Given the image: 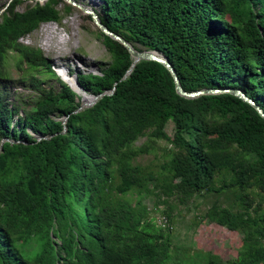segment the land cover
<instances>
[{
	"label": "trees",
	"instance_id": "16d2710c",
	"mask_svg": "<svg viewBox=\"0 0 264 264\" xmlns=\"http://www.w3.org/2000/svg\"><path fill=\"white\" fill-rule=\"evenodd\" d=\"M24 1L0 15V84L10 80L14 51L22 70L57 78L61 89L29 80L40 95L27 107L11 102L7 86L0 90V264H196V254L201 264H264L259 112L227 93L184 98L156 61H141L125 79L130 52L99 29L111 64L102 75L61 76L69 87L22 39L75 6L34 0L20 12ZM102 1V22L137 49L166 55L186 91L237 88L264 110V0ZM101 94L75 113L82 99ZM151 154L147 165L137 160ZM199 198L212 202L196 210L193 224L208 220L238 233L236 258L195 250L193 242L182 247V262L170 258L173 220ZM152 210L169 226L158 225Z\"/></svg>",
	"mask_w": 264,
	"mask_h": 264
},
{
	"label": "rangeland",
	"instance_id": "374dc122",
	"mask_svg": "<svg viewBox=\"0 0 264 264\" xmlns=\"http://www.w3.org/2000/svg\"><path fill=\"white\" fill-rule=\"evenodd\" d=\"M13 1L14 0H0V15ZM40 1L43 2L45 0ZM33 2L34 0L24 1L18 6V11L24 12L26 6ZM78 2L92 7L100 15L103 4L102 0H78ZM59 8L62 9L63 4H61ZM88 16L89 15L85 14L81 9L75 7L71 13L63 16L61 22L42 23L36 31L22 39L24 44L41 49L44 52V56L52 65V69L56 72L57 77L65 84L67 83L62 77L67 79L69 74L76 77L79 74L102 75L103 69L111 64L108 50L97 35L98 27ZM47 28H49L48 32L49 30L54 31L52 37L53 45H56L57 42H68L64 47L66 53H68L67 56L57 58V54L54 51L48 50L45 45ZM23 68L24 70L19 67L18 53L11 51L6 62V70L9 73L10 80L7 82L3 81L4 84H0V90H3L4 86H7L5 90L11 95V102L13 104H23L24 107L34 104V100L40 95L39 90L35 89V87L31 86L29 83V80L34 78L43 80L44 83L42 87L45 89L51 87L56 90L61 89V84L57 78L49 79L44 73L28 69L27 65H24ZM81 103L83 104V99ZM21 115H24L23 110L21 111ZM145 141L146 137L141 138L137 144L142 145ZM160 144L165 145V141H161ZM153 159L154 156L151 154L141 156L137 160L147 165ZM211 202L212 199L205 200L199 198L197 200V204H199L194 205L196 209H191L192 212H188L186 209L182 210L183 207H181L180 213L175 217V221L173 220L175 232L173 234V242L175 244L173 248H175L176 251L174 249L171 251L170 258L172 260L174 258L173 256H175L180 257L179 260L182 262V247L190 246L192 242L195 250L212 251L224 260L237 257L241 247V236L238 233L231 232L223 227H218L208 220L197 225L193 224L196 210L199 213L206 211L211 205ZM149 207L153 209L152 204H150ZM160 208L162 209L163 206ZM152 216H156L157 224L163 227L162 222L165 217L159 212H154V210H152ZM183 257L185 259H190L189 256L183 255ZM194 260H196V264H201L202 259L199 254L195 255ZM169 264L173 263L171 262Z\"/></svg>",
	"mask_w": 264,
	"mask_h": 264
},
{
	"label": "water",
	"instance_id": "95a60500",
	"mask_svg": "<svg viewBox=\"0 0 264 264\" xmlns=\"http://www.w3.org/2000/svg\"><path fill=\"white\" fill-rule=\"evenodd\" d=\"M64 1L72 4L75 7H78L79 9H81L85 14H87L91 17V19L93 20L95 25L98 27V29L100 31H102V33H104V34L110 36L112 39L120 42L121 44H123L128 49V51L130 52V54L133 58V64H132L131 68L128 70L127 74L125 75V77H124L125 79L132 73L135 66L138 63H140L141 61H156V62L163 64L171 72V74L175 80L177 93L179 95H181L182 97L187 98V99H196V98H199V97L205 96V95H219V94H226V93L232 94V95H235V96L241 98L243 101L249 103L250 105H252L259 112V114L264 118L263 108L259 104H257L255 100H253L250 96H248L241 89L227 87V88H204V89H201L198 91H192V92L186 91L182 85L181 79H180L173 63L170 61V59L166 55H164L163 53H160L159 51H156V50H149V49H143V48L137 49L132 43H130L128 40H126L123 36L119 35L116 32H113L112 30H110L108 28V26H106L102 22L101 17L97 13V11H95L92 7L84 5L82 3H79L77 0H64ZM112 93H114V90L109 94H112ZM103 95H105V94H101L99 96L91 95V97H93L94 100L92 102H89V103L83 102L82 106L75 113H78L79 111H81L85 107H91ZM67 120H68V117L65 118L64 123H66ZM64 132H66V127H65ZM43 138L44 137L39 136V140H42ZM5 141H10V139H5ZM1 151H2V146L0 147V152Z\"/></svg>",
	"mask_w": 264,
	"mask_h": 264
},
{
	"label": "bare ground",
	"instance_id": "6f19581e",
	"mask_svg": "<svg viewBox=\"0 0 264 264\" xmlns=\"http://www.w3.org/2000/svg\"><path fill=\"white\" fill-rule=\"evenodd\" d=\"M48 29L49 28H47L46 36H45V45L48 48V50L52 51V52L54 51L57 54V58H61V57L67 56L68 53H66L64 47H65L66 44H68V42L67 41H62V42H57L56 45L55 44L53 45L52 44V37H53L54 31L53 30H51V31L49 30V32H48ZM76 83H78V80H77ZM79 86H80V84H79ZM90 97H91V95H90ZM93 100H94V98L92 97V101ZM92 101H89V102H92Z\"/></svg>",
	"mask_w": 264,
	"mask_h": 264
},
{
	"label": "built area",
	"instance_id": "2783aa9c",
	"mask_svg": "<svg viewBox=\"0 0 264 264\" xmlns=\"http://www.w3.org/2000/svg\"><path fill=\"white\" fill-rule=\"evenodd\" d=\"M162 224H163V227H166L167 226L168 222H167V219L166 218L164 219V221L162 222Z\"/></svg>",
	"mask_w": 264,
	"mask_h": 264
}]
</instances>
